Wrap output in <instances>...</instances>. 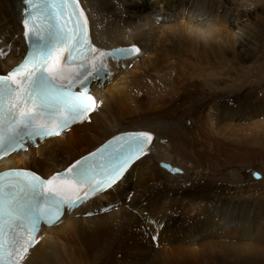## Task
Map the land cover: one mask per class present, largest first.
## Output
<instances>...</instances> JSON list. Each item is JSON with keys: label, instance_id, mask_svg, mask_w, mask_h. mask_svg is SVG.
I'll return each mask as SVG.
<instances>
[{"label": "bare ground", "instance_id": "bare-ground-1", "mask_svg": "<svg viewBox=\"0 0 264 264\" xmlns=\"http://www.w3.org/2000/svg\"><path fill=\"white\" fill-rule=\"evenodd\" d=\"M80 1L97 49L104 51L110 47L137 43L141 47L140 53L131 60H123L128 63L127 67L133 63L128 70H124L121 63L113 66L115 74L110 87L99 89L96 84L93 85L100 104L88 118L59 136L46 139L36 151L30 148L28 152L19 151L3 159L0 161V170L11 167L30 168L29 164L33 163L35 170L47 177L116 133L145 130L152 132L156 140L150 153L136 161L113 189L96 196L88 207H83L85 211L99 208L98 213L86 219L76 218L81 210L73 214L65 213L60 224L44 227L41 232L42 241L31 250L22 264H124L123 261H115V254L127 248L125 251L135 255L137 249L135 251L134 246L133 251L128 249L131 248L128 238L135 240L142 230L150 236L152 246L160 245L159 240L163 239L165 233L173 232L169 240L174 244L167 245L160 253L156 252L157 264H264V244L252 240L257 237V230L264 234L263 204L261 206L256 200L250 205L246 203L239 206L241 204L234 201L236 197L232 190L227 189L226 197L229 199H224L214 187L207 185L208 180L200 182L202 176L194 179L198 180L197 183L190 182L180 190L174 189L171 185L173 183L169 184L170 179L191 181L193 176L185 172L171 173L160 165L161 161H165L185 168L191 156L187 135L205 133L199 97L203 84L188 81L185 77L187 70H183V66L188 65V59L192 57L203 68L218 67L222 63L233 67L234 63L239 64L238 59L248 60L255 56L259 51L260 39L257 38L254 23L247 25L240 15L230 14L228 17L226 9L222 13L225 0H176L181 11H188L184 21L186 26L182 30L177 29L173 23L162 26L158 23L159 19H156L167 15L175 0ZM24 7L26 5L23 0H0V73H6L19 63L26 52L23 42ZM152 14L158 17H152ZM219 18L222 22H218ZM258 31L264 37V26ZM253 42L256 44L253 45ZM13 44L15 49L4 56ZM145 54L149 56L144 58ZM105 61L111 62L107 58ZM155 63L167 64L169 71L175 68L179 70L181 75L172 79L173 84L177 83L175 87L167 85V80L163 82L164 85H160V81L157 84L161 75L156 81L153 77L146 80L148 73L155 70ZM182 78H186V81L180 83ZM261 95L259 90L253 92L247 89L242 98L236 94L219 93L208 99V112L216 124L223 123V127L217 128L218 134L222 135L220 138L229 139V145L218 141L215 144L219 145L217 149L213 146L216 150L214 152L219 153L223 149L227 154L225 164L235 158L231 149L234 137L236 139L250 129L248 124L237 126L236 120H240L241 114H245L242 117L246 118L255 110H264ZM186 98L190 108L181 109ZM190 112L192 126L187 129L186 119ZM260 125L264 123L258 122L257 126ZM76 131L79 133L75 134ZM160 139L164 142L161 143ZM53 143L56 147L49 148L48 145ZM116 196L123 199L108 201ZM129 196L132 198L129 199ZM104 197L108 202H102ZM171 199L173 203H170ZM111 202L115 206L102 213V205ZM178 208L182 211L178 218H174L173 211ZM185 217L189 219L188 224ZM76 231L77 235L72 236ZM201 234H206L202 241L179 246L180 242ZM153 238L158 242L154 244ZM234 238L239 239L232 241ZM71 241H74V246L70 244Z\"/></svg>", "mask_w": 264, "mask_h": 264}, {"label": "snow or ice", "instance_id": "snow-or-ice-1", "mask_svg": "<svg viewBox=\"0 0 264 264\" xmlns=\"http://www.w3.org/2000/svg\"><path fill=\"white\" fill-rule=\"evenodd\" d=\"M23 2L29 50L23 62L0 75V158L26 139L59 135L86 118L95 101L86 89L74 92L75 85L83 87L103 72L106 58L140 51L134 45L113 53L97 49L78 0ZM152 140L149 131L123 133L47 179L26 169L0 172V264H22L42 223L56 222L65 207L111 187Z\"/></svg>", "mask_w": 264, "mask_h": 264}, {"label": "rangeland", "instance_id": "rangeland-1", "mask_svg": "<svg viewBox=\"0 0 264 264\" xmlns=\"http://www.w3.org/2000/svg\"><path fill=\"white\" fill-rule=\"evenodd\" d=\"M139 1L143 2V0H139ZM225 1L223 2L224 4H225ZM234 1H232V0L228 1L227 0V3L225 5L222 4L224 6L221 8L222 13L226 9V12L229 13L228 17L230 14L232 16L240 15L241 20H244L245 23L247 22V25L251 22L254 23V25L256 26V29H257V32H256L257 38L260 39L259 51L255 54V56L250 57V59H248V60L247 59H244V60L238 59L239 64L234 63L233 67L228 66L226 63H222V64H219L218 67L216 65V67L206 66V68H203L202 65H198L197 62H195V60L192 57L188 59V65H186V66L182 65L183 70H187L185 77L188 79V81L194 82V83H197V81H198L201 84H203V86H201V92L199 93V97L201 99V102H200V106L202 107L201 111L203 110L200 113L201 114L203 113L202 114L203 118H204L203 123L205 122V125L203 124V127H204L205 133H201L198 136H194L192 134L187 135V140L189 143L188 145L191 148V154H190L191 156H189V158L187 159V164H186L185 168H183L181 166H179V167L183 169V172L188 173V176H193L192 180H191V178H190L191 181H186L185 179H183L184 180L183 181L182 178L181 179L180 178L170 179V180L168 179V180L170 181L169 184L173 183V184H171V185H173L172 188L180 190L183 186L187 185V183H190V182L191 183L192 182L197 183L198 180H194V179L197 178V176H202L200 182L203 183V182H205V180H208L207 185L208 186L210 185V187H214V189L216 190V192L218 193V195L220 197L225 199L226 191L232 190L235 197H236V199H234V198L233 199H234V201L240 202L241 205H239V206H242L243 204H246V203H249V205H250L251 202L253 203L254 201L257 200L261 206L263 204V206H262V208H263L264 207V128H263L264 125H262L263 127L261 125L257 126V123L260 121H262L264 123V110H260V112L258 110H255L251 114L247 115L246 118L242 117V116H245V114L244 115L241 114L242 118L239 117L240 120H236L237 126L240 125V127H242L243 125L248 124V125H250V129H249V132L247 131L246 133L242 134V136H237L236 139L234 137L233 142L231 140V142H232L231 147L232 148L231 147L230 148L233 149V158L234 157L235 158L229 164H225V162H224V160L227 158V154L224 153L223 149L219 153L214 152V151H216L215 149H217L216 147L219 146L218 144L215 145L216 143H218V141L221 142L223 145H225V144L229 145V139H225V138L221 139L220 137H222V135L218 134V131H217V128L223 127V123L216 124L215 119L211 116L212 114L208 112V109H209L208 99L210 98V96L212 97L213 95L215 97L218 96L219 93L225 94V95H235L236 94L237 97L242 98V95H244V93L246 92L247 89H250V91H253V92H256L257 90H259L260 95L262 94L261 98L264 101V37H262L263 36L262 32L258 31V30H261L262 27L264 26V23H263L264 22V0L263 1L262 0H248V1L247 0H237V1L234 0ZM232 2H234V3H232ZM236 3H237V5H236ZM236 6H238V7H236ZM238 8H239V11H238ZM153 9L155 10V8H153ZM233 10H234V12H233ZM246 10H247V12H245ZM240 11H241V13H240ZM186 12H188V11L187 10L186 11L180 10V7H178V3L175 0L173 3V7L167 12V15H165L167 17V19H166V17H164L162 15L158 17V16L152 14V17H155V16L158 17V18H156V17L155 18L159 19L158 23H160V25H162V26L166 27L170 23H173V24H176L177 29L179 28L180 30H182V28L185 29V26H186V22H184L185 17H186ZM256 13L259 15V18H258V15ZM170 14H173V15H170ZM123 17L127 18L126 15H124ZM220 18H222V20H223V17H220ZM220 18H219L218 22H222V20ZM255 20H258V21H255ZM257 26L259 28H257ZM0 41H2V39H0ZM252 44L254 45V44H256V42H253ZM14 45L15 44L10 45L9 46L10 48L7 51L5 50L6 53L4 56H6L10 51L15 49ZM16 49L18 50L17 47H16ZM3 50H4V48H2V51ZM147 56H149V55L145 54L144 58ZM132 66H133V63L129 64V66L127 68H125L124 70H128V68H132ZM153 67L155 68V70L153 69V70H151V72L148 71L149 75H147L146 80H149L150 78L151 79L154 78L156 81L159 79V76L161 75L160 80H158L156 82L157 84H160L159 83V81H160V82H162L160 85H164L163 82H166V80H167L169 82V83H166L167 85L170 84L171 87L176 86L177 83L173 84L172 79H176V77L178 75H181V73L179 72V70H177V68H175L173 71H169V66L167 64H164V63H161V64L155 63L153 65ZM220 67H222L223 69L222 68L220 69ZM189 68H190V70H189ZM225 69H227V70H225ZM170 75H172L171 79H170ZM164 78H165V80H164ZM186 78L185 79L182 78L181 80H179L180 83L182 80L186 81ZM217 80H220V82H217ZM113 85H111V86L113 87ZM107 86H109V85H107ZM186 95H189V94H186ZM189 97L190 96H188V99H190ZM188 99L186 98V100H185L186 103L183 104V107H180L181 109H183V108L189 109L190 108V104L188 103V101H189ZM207 106H208V108H207ZM263 106H264V104H263ZM260 108H261V106H260ZM191 116H192V114L190 112V114H188V117L186 119V126L188 127L187 129H189L192 126V120L190 118ZM127 117H129V116H127ZM250 130H251V132H250ZM240 132L242 133L244 131H240ZM78 133H79V131H76L75 134H78ZM191 138H192V140H191ZM198 139H200V141ZM160 140H161L160 141L161 143L164 142L163 139H160ZM196 141H198V142H196ZM205 143H207V144H205ZM208 145H210V146H208ZM213 146L215 147V149ZM48 147L54 148V147H56V145L53 143L52 145H48ZM194 148H196V149H194ZM38 149L39 148H35L33 150L36 151ZM210 149H213V150H210ZM193 150H194V152H192ZM195 150H197V151H195ZM205 150H207V151H205ZM35 151H34V153H35ZM203 151H204V153H203ZM210 151H212L214 154H216V153L217 154L215 156H213L214 154ZM26 152H28V151H26ZM210 153H212L213 155ZM35 154L38 155V153H35ZM201 155H202V157H201ZM39 157H40V154H39L38 158ZM32 164L33 163L29 164L30 168L35 169V167H33ZM251 171H257V172L261 173L262 176L260 178H255L252 175L253 173H251ZM135 178H136V175L133 177V179H135ZM151 182H152V180H151ZM236 186H238L239 188L237 189ZM234 191L235 192L237 191V192L235 193ZM128 198L130 199V198H132V196H129ZM170 198L171 197H168V199H170ZM116 199H123V198L120 196H116L113 199H110L108 201L110 202V201H114ZM227 199H229V197ZM103 201L108 202L107 200H105V197L103 198L102 202ZM173 201L174 200L171 199L170 203H173ZM89 211H91V210H89ZM181 211L182 210L180 208H178L176 211H173L175 213L174 218H178L180 216ZM263 211H264V208H263ZM85 212H88V211L81 210V212H79V215H76V218L86 219V218L92 216V215L88 216V217L84 216ZM184 220L187 224L189 223L188 218L186 219V217H185ZM73 233H76V234H74L72 236L77 235V231L73 232ZM143 233H144V230L141 231L140 236L136 237L135 240L133 238H128V245L132 248V249L131 248H128V249L132 250V251L134 248H135L134 249L135 251L137 249V252H136L137 255L136 254L132 255V253L129 254L127 251H125V250H127V248H125V249L122 248L123 250H120V251H118V254L117 253L115 254L116 255L115 261L116 262L122 263L121 261H123L124 264H157V259L155 258L156 254L158 255V253L162 252V249L165 248L167 245H173L174 244L173 242H171L169 240L171 235L173 234V232L172 233L171 232L165 233V235L163 236V239L159 240V242H160V245L158 244L159 246L154 243L156 247L154 245L152 246L153 243L151 242L150 236L146 233H144V234ZM255 234H256L255 237L256 236L257 237L252 239V240H254L256 242L259 241V242H262L264 244V241H263L264 240V234L259 233L258 230L256 231ZM144 236H145V238H144ZM157 236L159 237V234ZM141 237H142V239H141ZM205 237H206V234H201L200 236L188 238L187 240L180 242L179 246H183L185 244H196V243L202 241ZM238 239L239 238H234V239H232V241H238ZM70 240H72V239H70ZM136 240L138 243L136 242ZM139 240H140V242H139ZM131 242H132V244H131ZM149 243H150V245H149ZM70 244H72L74 246V241H71ZM144 244H145V246H147V245L148 246L145 247ZM133 246H134V248H133ZM142 246H144V247H142ZM151 249H153V250H151ZM157 251H158V253H156ZM125 252H126V254H125ZM118 258H120V259H118ZM125 258H127V259H125ZM155 259H156V261H155ZM117 260H119V261H117ZM171 263L172 262H170V264Z\"/></svg>", "mask_w": 264, "mask_h": 264}, {"label": "water", "instance_id": "water-1", "mask_svg": "<svg viewBox=\"0 0 264 264\" xmlns=\"http://www.w3.org/2000/svg\"><path fill=\"white\" fill-rule=\"evenodd\" d=\"M160 165H161V167L165 168L166 170H168L171 173H175V174L176 173H184L183 169L180 168L178 165H174L172 163L165 162V161H161ZM176 170H178V171H176ZM253 176L255 178H260L262 175H261V173H259L257 171H253Z\"/></svg>", "mask_w": 264, "mask_h": 264}]
</instances>
